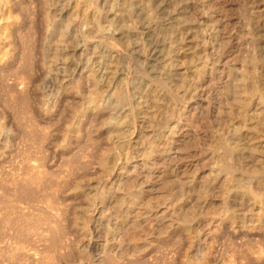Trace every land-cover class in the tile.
<instances>
[{
    "label": "rangeland",
    "instance_id": "rangeland-1",
    "mask_svg": "<svg viewBox=\"0 0 264 264\" xmlns=\"http://www.w3.org/2000/svg\"><path fill=\"white\" fill-rule=\"evenodd\" d=\"M0 264H264V0H0Z\"/></svg>",
    "mask_w": 264,
    "mask_h": 264
},
{
    "label": "bare ground",
    "instance_id": "bare-ground-1",
    "mask_svg": "<svg viewBox=\"0 0 264 264\" xmlns=\"http://www.w3.org/2000/svg\"><path fill=\"white\" fill-rule=\"evenodd\" d=\"M185 34H186V33H185ZM189 34H190V33H189ZM178 36H179V35H178ZM190 36H191V34H190ZM189 38H190V37H189ZM186 39H188V38H186ZM191 39H192V38H191ZM188 40H189V39H188ZM190 45H191V44H190ZM183 47H184V46H183ZM183 47H182V48H183ZM187 48H188V47H187ZM185 49H186V48H185ZM185 49H184V50H185ZM190 49H191V48H190ZM190 49H189V50H190ZM185 51H186V50H185ZM180 54H181V52H180ZM189 54H190V53H189ZM215 54H216V53H215ZM191 56H192V55H191ZM192 57H194V56H192ZM181 58H185V57H181ZM187 58H188V57H187ZM189 58H190V57H189ZM189 58H188V59H189ZM178 59L180 60V58H178ZM190 59H193V58H190ZM190 59H189V60H190ZM181 60H183V59H181ZM185 60H186V59H185ZM187 61H188V60H187ZM180 62H182V61H180ZM194 62H195V61H194ZM188 63H190V62L188 61ZM178 64H179V63H178ZM180 64H181V63H180ZM180 64H179V65H180ZM179 65H178V66H179ZM194 65H195V64H194ZM183 66H184V65H183ZM192 67H194V66H192ZM184 68H185V67H184ZM183 71H184V70H183ZM184 72H185V71H184ZM179 73L181 74V72H179ZM182 79L184 80V77L181 76V81H182ZM173 80H174V79H173ZM178 80H179V79H178ZM178 80H177V81H178ZM179 82H180V81H179ZM179 82H178V83H179ZM176 85H177V84H176ZM178 85H179V84H178ZM99 89H100V88H99ZM149 108H150V107H149ZM228 179H229V178H228ZM136 224H137V223H136Z\"/></svg>",
    "mask_w": 264,
    "mask_h": 264
}]
</instances>
